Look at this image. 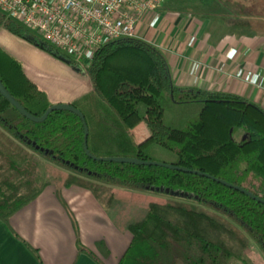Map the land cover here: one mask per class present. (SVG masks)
Returning a JSON list of instances; mask_svg holds the SVG:
<instances>
[{
    "label": "trees",
    "instance_id": "16d2710c",
    "mask_svg": "<svg viewBox=\"0 0 264 264\" xmlns=\"http://www.w3.org/2000/svg\"><path fill=\"white\" fill-rule=\"evenodd\" d=\"M240 1L168 0L166 9L191 11L210 22L229 10L221 19L224 30L264 31V1ZM0 28L89 77L90 92L71 104L83 114L92 156L156 161L151 153L160 150L168 154L161 162L208 173L264 199V111L258 105L225 92L176 86L161 51L136 37L107 41L80 68L1 13ZM0 82L32 115L51 105L20 62L1 48ZM152 104L161 110V121L146 124L150 143L140 147L125 118ZM193 104L199 105L196 113L183 118ZM83 137L76 114L53 110L34 122L0 94L1 221L47 186L65 207L60 189L74 187L89 191L103 207L122 200L145 209L127 224L131 241L118 264H254L252 254L264 258V204L196 174L92 159ZM76 245L97 261L78 240ZM96 246L107 253L103 241Z\"/></svg>",
    "mask_w": 264,
    "mask_h": 264
},
{
    "label": "crops",
    "instance_id": "0c3cea01",
    "mask_svg": "<svg viewBox=\"0 0 264 264\" xmlns=\"http://www.w3.org/2000/svg\"><path fill=\"white\" fill-rule=\"evenodd\" d=\"M192 14L162 4L152 25L137 24V37L161 51L176 86L233 94L264 111V34L227 31L221 22L216 28L215 22ZM0 48L20 62L51 104H71L92 88L86 74L3 28ZM135 112L125 122L138 145L146 147L150 141L142 145L137 130L153 110L142 111L138 122ZM148 123L153 122L142 126L150 139ZM60 195L65 207L54 187L47 186L6 223L0 220V264H118L131 241L127 224L144 215L143 207L122 200L103 207L89 191L74 187L61 188ZM76 240L97 261L80 252ZM98 241L104 242L106 254L96 246ZM252 259L264 264L258 253Z\"/></svg>",
    "mask_w": 264,
    "mask_h": 264
},
{
    "label": "built area",
    "instance_id": "2783aa9c",
    "mask_svg": "<svg viewBox=\"0 0 264 264\" xmlns=\"http://www.w3.org/2000/svg\"><path fill=\"white\" fill-rule=\"evenodd\" d=\"M164 1L0 0V13L85 68L107 41L138 38L137 24L152 25Z\"/></svg>",
    "mask_w": 264,
    "mask_h": 264
},
{
    "label": "water",
    "instance_id": "95a60500",
    "mask_svg": "<svg viewBox=\"0 0 264 264\" xmlns=\"http://www.w3.org/2000/svg\"><path fill=\"white\" fill-rule=\"evenodd\" d=\"M0 94L25 118H27L28 120L34 121V122H41L43 121L48 113H50L53 110H67L70 111L74 114H76L83 123L84 126V137H83V149L84 152L87 156H89L92 159L95 160H102V161H112V162H120V163H130V164H137V165H153V166H159V167H164V168H168V169H172V170H176V171H180V172H186V173H192V174H196L199 176H203L206 177L208 179H211L215 182H218L224 186L233 188L247 196H249L250 198L264 204V199L260 198L259 196L253 194L252 192H250L249 190L238 186V185H234L231 184L223 179H219L214 177L213 175H210L208 173H204V172H200L197 170H192V169H188L185 167H180L177 165H173L170 163H165V162H161V161H154V160H143V159H138V158H132V157H95L92 156L86 146V136H87V126L83 117V114L76 108L74 107L72 104L70 103H54L51 104L40 116H35L30 114L29 112H27L3 87V85L0 82Z\"/></svg>",
    "mask_w": 264,
    "mask_h": 264
},
{
    "label": "rangeland",
    "instance_id": "374dc122",
    "mask_svg": "<svg viewBox=\"0 0 264 264\" xmlns=\"http://www.w3.org/2000/svg\"><path fill=\"white\" fill-rule=\"evenodd\" d=\"M166 1H168V0H165L164 1V6H165V8H166ZM193 1H199V0H193ZM248 1L249 0H241L240 1V3L241 4H243V5H246L247 3H248ZM264 1V0H263ZM207 2V1H206ZM191 14H192V12L191 11H189ZM231 12L232 11H223L221 14H220V16H221V18L220 19H216L215 20V25H216V28H217V25L221 22V19H222V17L223 18H227L228 17V15H230L231 14ZM193 15V14H192ZM210 23V22H209ZM211 24V23H210ZM234 31H239V32H243V31H249V32H254V31H252V30H250V29H243V30H233V32ZM256 33H260V34H264V31H261V32H256ZM75 68V67H74ZM77 71H79L77 68H75ZM198 108H199V105L198 104H193V105H191L190 107H188V108H186L184 111L185 112H183V118H186V117H190V116H192V115H194L195 113H196V111L198 110ZM145 109H148V111H152L153 110V112H150L151 114V116L149 117V118H146L145 120H142V122H140V124H139V128H138V140H139V142L142 144V145H144V144H147L149 141H150V139H149V136L147 135V133L144 131V129H143V126H142V124L144 123V122H153V123H160V121H161V110L159 111V110H157L156 108H154V106L153 105H150L149 107H147V108H145ZM142 106H139L138 107V109H137V111L135 112V114H134V117L137 119V122H138V120H140V117L142 116V111H144L145 110ZM143 117V116H142ZM244 137H246L245 135H243V138ZM151 157L153 158V159H155L156 161H159V160H161V159H167L166 157H168V154H166V153H164V152H162V151H160V150H158V151H154V152H152L151 153ZM137 195V194H136ZM140 195H142V197H143V199L145 200V198L147 197V195H145V194H140ZM150 195V194H149ZM151 196V195H150ZM141 206V205H140ZM142 207V206H141ZM133 209H138L137 207H133ZM142 209V211H145V209H143V208H141ZM145 213V212H144ZM143 216V215H142ZM141 216V217H142ZM141 217H139V218H141ZM138 218V219H139ZM248 264V263H247Z\"/></svg>",
    "mask_w": 264,
    "mask_h": 264
}]
</instances>
